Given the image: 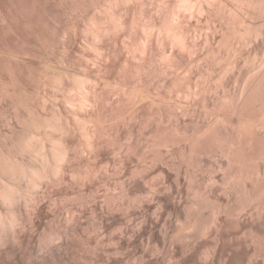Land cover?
<instances>
[{
	"label": "clouds",
	"instance_id": "9594fccd",
	"mask_svg": "<svg viewBox=\"0 0 264 264\" xmlns=\"http://www.w3.org/2000/svg\"><path fill=\"white\" fill-rule=\"evenodd\" d=\"M0 264H264V0H0Z\"/></svg>",
	"mask_w": 264,
	"mask_h": 264
}]
</instances>
